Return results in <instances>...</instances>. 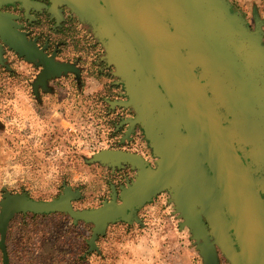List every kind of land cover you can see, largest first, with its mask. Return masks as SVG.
Instances as JSON below:
<instances>
[{
    "label": "water",
    "instance_id": "95a60500",
    "mask_svg": "<svg viewBox=\"0 0 264 264\" xmlns=\"http://www.w3.org/2000/svg\"><path fill=\"white\" fill-rule=\"evenodd\" d=\"M50 1L52 12L66 4L99 43L100 58L126 97L109 103L132 110L124 120L126 133L139 126L155 158L150 164L136 152L96 151L92 161L134 170L96 208L74 209L79 190L67 184L49 200L4 192L2 264H8L6 228L16 213L62 211L73 221L91 222L92 245L110 221L130 222L136 208L165 191L211 264L216 247L229 264H264L261 20L250 28L227 0ZM0 36L20 55L38 58L45 67L40 77L70 69L27 44L1 14Z\"/></svg>",
    "mask_w": 264,
    "mask_h": 264
},
{
    "label": "rangeland",
    "instance_id": "374dc122",
    "mask_svg": "<svg viewBox=\"0 0 264 264\" xmlns=\"http://www.w3.org/2000/svg\"><path fill=\"white\" fill-rule=\"evenodd\" d=\"M230 1L234 5L233 8H239L240 11L243 9L246 20L250 22L251 8L253 6L264 8L263 0L261 2L257 0ZM261 11L264 20V10ZM79 24V20L78 23H73L71 26L73 30H70L69 33H53L52 43L64 41L65 44L74 47L73 49L77 52L80 46ZM261 28L264 30V25ZM90 35L91 33L88 34V37ZM262 42L264 43V33ZM99 46L95 49L102 55L103 50ZM11 66L14 68L13 64ZM13 73L14 71L3 69L0 66V91L8 83H11ZM70 87L74 91L68 96V114L73 121L76 109H80V90H77L78 88L74 85ZM96 117L99 120H96ZM91 119L93 123L89 122V125L95 129L97 138L101 142L100 148H108L111 144V139L108 136L111 127L107 121L109 117L101 112L100 116H95V120L92 117ZM28 121L39 123V119L34 118L30 109L19 105L10 97L4 99L0 95V122L5 124V128L0 131V138H4L1 141L5 144L4 152L0 153V163L6 164L9 158L16 160L23 150L28 149L30 143L23 135L24 127ZM67 138L68 168L59 170L52 176L45 175V172H32L31 174L28 171L26 172L27 176L18 180L20 182L18 188H24L33 198L49 200L62 193L61 182L65 180L73 190H79V197L72 200V205L74 209L81 210L100 206L103 200L110 199L111 186L119 191L121 186H125L126 182L133 178L134 170L131 171V174L128 173L126 181H122L118 177H116L117 179L112 178V174L110 177L107 167L100 166L86 171L85 180L82 179L84 182H80L79 128H68ZM124 147H127L131 152L140 154L147 161L151 160V149L141 131L136 134L132 144ZM151 161L154 162L153 159ZM127 167L118 168L116 171L125 170ZM1 185L2 179H0V188H2ZM80 185L82 186L81 194ZM1 196L0 191V200ZM178 218L174 203L170 200L169 193L165 191L136 208L135 218H132L130 222L123 219L110 221L106 226L105 233L97 236L94 244L91 245L89 242L93 227L91 222L73 221L67 213L62 211L40 214L19 212L13 215L6 228L5 244L8 264H148L146 257L148 253L144 249V237L149 234H163L172 228L178 229ZM0 264H2L1 249Z\"/></svg>",
    "mask_w": 264,
    "mask_h": 264
},
{
    "label": "crops",
    "instance_id": "0c3cea01",
    "mask_svg": "<svg viewBox=\"0 0 264 264\" xmlns=\"http://www.w3.org/2000/svg\"><path fill=\"white\" fill-rule=\"evenodd\" d=\"M227 1L230 3L232 9L237 11L246 20L243 9L240 11L239 8H233L232 2L230 0ZM257 1L261 2V0ZM262 3H264V0ZM261 10H264V8L261 9L253 6L251 8V16L259 18L262 21L261 27H263L264 20L262 19ZM246 23L250 27L247 20ZM71 53L73 54L71 55ZM74 54L71 48H65L55 59L53 58L57 63L66 64L70 69L60 71L57 75H52L46 82V89L45 83L40 84L39 82L40 75H37L34 79L35 76L33 77L32 73L28 72V62L18 61V72L13 73V78L10 80L11 83H8L0 91V95L4 99L10 97L16 103L30 109L34 118L39 119L38 124L28 121L24 127L23 135L26 137L27 142L30 143L28 149L23 150L19 155L20 157L16 160L9 158L6 164L4 162L0 163V179H2L1 194L4 192H24L30 198H33L24 188H18L20 186L18 180L27 176L26 172L30 171L31 174L32 172H45V175L52 176L53 173L57 174L59 170H66L69 161L68 144L66 142L68 140V128H79L80 131V182H84L82 179H84L86 171H91L94 167H107L110 177L113 176L112 178H120L124 174L123 171H116L119 167L112 169L110 166L101 164L99 161H92L93 154L103 148L94 151L89 150L83 147L81 139L88 129H93L89 125L93 123L91 117L95 120V116H100L101 112L106 114L104 110L97 111L96 109L100 106L102 107L103 100L112 101L110 98L118 91L111 83L112 80L108 74L101 73V75H97L93 73L88 78H85L83 91L80 93V109H76L73 121L72 117H69L68 96L74 91L70 87V78L71 74H76V66H74L68 57L71 58ZM111 76L113 75L111 74ZM49 80L55 81L52 87L49 86ZM69 89L71 90L69 91ZM92 114L95 115L92 116ZM108 117L110 118L111 115ZM96 120L99 119L97 118ZM1 125H4V127H1ZM4 128L5 124L0 122V131ZM3 139L0 138V141ZM0 145V153H3L5 144L1 141ZM124 171L131 174L132 170L128 166ZM63 184H67L65 180L61 182L62 187ZM81 187L80 185V194L82 192ZM37 200L46 199L37 198ZM178 219V229L172 228L163 234H149L144 237V249L148 253L146 256L148 264H211L206 260L204 254L200 252L189 228L182 226L181 218ZM215 258V264H229L217 247L215 248Z\"/></svg>",
    "mask_w": 264,
    "mask_h": 264
},
{
    "label": "flooded vegetation",
    "instance_id": "af4514ba",
    "mask_svg": "<svg viewBox=\"0 0 264 264\" xmlns=\"http://www.w3.org/2000/svg\"><path fill=\"white\" fill-rule=\"evenodd\" d=\"M51 4L52 2L50 0H28L24 3L19 0H13L4 2L0 5V14L2 19L9 26L10 30H13L17 35H20L30 46L31 44H35L36 48L40 50V52L46 57H53L55 59L63 49L71 48L75 54L71 58L68 57V59H70L74 66H76V74H71L70 84L78 88L77 90H80V93L83 91L85 78H88L93 73L97 75L106 73L109 75V77H111V83L113 84L114 88L116 87L118 90L110 99H125L126 97L124 96L122 85L117 83L116 77L111 76L110 72L112 68L107 66L101 60V52H96L95 48L99 46V43L96 42L93 37H91L92 35L88 37V34L90 33L86 25H84L82 22L79 24L80 46L77 49V52H75V49H73L74 47H70V45L65 44L64 41H56L52 43L53 33H69L70 30H73V27H71L72 24L75 22L78 23V20L66 6V4H57V6L53 8L54 12L51 10ZM59 14L61 15L60 17ZM57 17L59 18V21H56ZM257 20L260 19L251 16V22L248 21L250 27H254V24ZM65 27H68V29H65ZM0 57L1 68L9 71L12 70L14 73L18 72V61L28 62V72L32 73L33 77L35 76L34 79L37 75L39 76L42 73L43 69H45L44 65L38 62V58L29 60L26 58V55H20L12 47H10L8 43L1 38V36ZM11 64H13L15 69L11 66ZM52 75L53 73L49 72L48 75L39 77L40 84L45 83V89L47 88L46 82ZM57 81L59 82L58 79ZM48 82L49 86L51 87L55 83V81L52 82L51 80ZM100 107L96 110H104L107 116L111 115L110 118L113 121L112 135L116 137V145L127 148L124 146L132 144L135 141L136 134L141 129L136 125L131 133H126L128 126L124 124V120L133 115L132 110L130 108L112 106L106 100H103V105L101 107L102 109ZM150 156L152 160L153 158L151 152ZM151 160H148V162L153 164V161ZM127 173L128 172L125 171L120 177L122 181H126L128 178Z\"/></svg>",
    "mask_w": 264,
    "mask_h": 264
},
{
    "label": "built area",
    "instance_id": "2783aa9c",
    "mask_svg": "<svg viewBox=\"0 0 264 264\" xmlns=\"http://www.w3.org/2000/svg\"><path fill=\"white\" fill-rule=\"evenodd\" d=\"M82 145L83 147L89 150H97L100 148V140L97 138L95 129H88L86 134L82 136Z\"/></svg>",
    "mask_w": 264,
    "mask_h": 264
},
{
    "label": "trees",
    "instance_id": "16d2710c",
    "mask_svg": "<svg viewBox=\"0 0 264 264\" xmlns=\"http://www.w3.org/2000/svg\"><path fill=\"white\" fill-rule=\"evenodd\" d=\"M118 100V99H116ZM109 123H110V134H108V136L110 137L111 139V144L109 145V147L107 149H120V150H126V151H129L127 148H123V147H120V146H117L116 145V137L112 135V130H113V121L111 120V118H109L107 120ZM141 133H142V130L140 129ZM143 134V133H142ZM104 149V148H103ZM151 164V163H150ZM132 170V169H131ZM121 171V170H120ZM123 173L125 172L124 170H122ZM133 171V170H132ZM127 175L129 176V174L127 173ZM62 192V191H61Z\"/></svg>",
    "mask_w": 264,
    "mask_h": 264
}]
</instances>
